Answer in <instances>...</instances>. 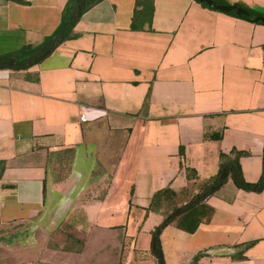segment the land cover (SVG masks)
I'll list each match as a JSON object with an SVG mask.
<instances>
[{"label": "crops", "instance_id": "0c3cea01", "mask_svg": "<svg viewBox=\"0 0 264 264\" xmlns=\"http://www.w3.org/2000/svg\"><path fill=\"white\" fill-rule=\"evenodd\" d=\"M65 1L0 0V54L39 52L26 56ZM234 2L264 15V0L220 3ZM260 22L196 0H96L39 61L0 66V264H155V190L184 202L231 150L255 181ZM203 201L212 212L193 231L161 228L164 264H264V190L227 176Z\"/></svg>", "mask_w": 264, "mask_h": 264}, {"label": "trees", "instance_id": "16d2710c", "mask_svg": "<svg viewBox=\"0 0 264 264\" xmlns=\"http://www.w3.org/2000/svg\"><path fill=\"white\" fill-rule=\"evenodd\" d=\"M94 1L96 0H66L61 9L60 19L56 27L49 35L44 38L42 44H40L36 49L28 52L26 56L29 57L34 51H37L38 49L41 50L43 48H49L51 50L58 42L68 37L69 31L77 19V16L74 14L76 3H81L80 11H82ZM196 1L205 7H209L203 1ZM215 1L224 2V0ZM244 8L247 10V14H236L234 10H229L226 12L248 20H253V17L258 14V12L251 8ZM256 22L260 21L256 20ZM9 56L13 57L15 60L14 63L9 64L6 61ZM27 65L28 64L25 62V58L17 59L15 53L0 54V66L24 67ZM217 136L218 134L214 135V137ZM230 152L232 155L219 152L218 167L216 172L208 178L196 182V191L191 193L188 198L184 196V202L177 204L176 202L177 199L179 201L180 194H177L168 186L157 189L151 194L146 210H159L162 214L161 220L152 228L150 232L149 249L154 256L155 264H164L159 241V232L161 228L167 223L173 222L177 227L190 232L195 229L199 222L207 221L211 215L212 208L203 201V198L207 194L217 189L225 181L227 176L232 179L235 186L244 190H264V170H261L258 178L255 181L245 180L241 174L238 164V156L242 153V151L231 150ZM1 168L2 164H0V170ZM185 171L187 178L190 176L195 177L193 169L185 168ZM189 187L187 186V189H189ZM183 190L184 188L182 189L181 194L183 193Z\"/></svg>", "mask_w": 264, "mask_h": 264}, {"label": "water", "instance_id": "95a60500", "mask_svg": "<svg viewBox=\"0 0 264 264\" xmlns=\"http://www.w3.org/2000/svg\"><path fill=\"white\" fill-rule=\"evenodd\" d=\"M199 1H203L206 5H208L209 7L221 10V11H229V10H234V12L236 14H247V10L242 7L241 5H239L238 3H220L217 2L215 0H199ZM80 2L76 3L75 5V10H74V14L76 16H78L80 14ZM253 20H259L261 22L264 23V15L261 14H257L256 16L253 17ZM49 51V48H43L41 49L39 52L31 55L27 60L26 63L27 64H33L37 61H39L47 52ZM7 62L9 64L14 63L13 58L9 57L7 58Z\"/></svg>", "mask_w": 264, "mask_h": 264}, {"label": "built area", "instance_id": "2783aa9c", "mask_svg": "<svg viewBox=\"0 0 264 264\" xmlns=\"http://www.w3.org/2000/svg\"><path fill=\"white\" fill-rule=\"evenodd\" d=\"M78 117L80 120H83L84 119V113L81 112Z\"/></svg>", "mask_w": 264, "mask_h": 264}]
</instances>
